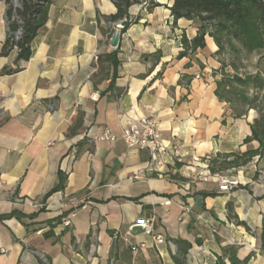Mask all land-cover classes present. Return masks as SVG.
<instances>
[{
  "label": "crops",
  "instance_id": "crops-1",
  "mask_svg": "<svg viewBox=\"0 0 264 264\" xmlns=\"http://www.w3.org/2000/svg\"><path fill=\"white\" fill-rule=\"evenodd\" d=\"M156 3L130 8L113 86V69L98 66L113 50L104 36L112 0H53L30 61L0 74V264H216L230 247L264 264V151L246 164L234 156L260 150L247 142L257 112L236 119L219 100L213 38L178 58L198 28L175 21L174 0ZM6 10L0 0V72L17 59L1 56ZM144 116L187 154L181 162L157 168L148 150L126 146V120ZM106 128L116 141L98 140ZM208 171L238 184L193 181ZM229 203L251 231L229 220ZM151 219L164 244L132 230Z\"/></svg>",
  "mask_w": 264,
  "mask_h": 264
},
{
  "label": "trees",
  "instance_id": "trees-1",
  "mask_svg": "<svg viewBox=\"0 0 264 264\" xmlns=\"http://www.w3.org/2000/svg\"><path fill=\"white\" fill-rule=\"evenodd\" d=\"M7 5L6 22L8 38L4 44L1 56H7L17 50L16 68H5L0 74L12 75L23 70L32 57V43L39 31L48 21L49 8L53 0H22L21 6H14L15 0H2ZM117 8L115 15L106 18L107 23H116L129 19V10L136 0H112ZM157 0H151L148 10L159 6ZM175 21L185 19L192 21L198 28L195 38H183V51L178 58L194 56L199 50L206 48V38H213L218 47L216 57L221 68L222 78L217 81V96L220 101L230 104L234 118H242L251 110L257 112L252 125V137L247 142L258 141L260 150L248 151L246 154L234 155L236 159L243 158L241 164H246L252 157L264 151V74L246 72L239 74L245 60L254 53L264 50V0H174L170 8ZM135 21L127 22L123 33ZM21 30L19 41H15V34ZM114 31L109 26L104 31L106 41L109 43ZM231 58L227 63L226 58ZM108 64L113 69L112 84L117 78L120 65L118 50L99 56L98 66ZM231 67L235 74L230 75L226 68ZM110 86V87H111ZM250 91L253 92L249 95ZM238 165V162L227 163L226 167ZM51 194V192L49 193ZM48 194V195H49ZM228 218L239 226L251 229L246 223L240 221L234 212L233 204L229 203ZM259 246L264 253V225L259 236ZM191 245H187L184 253ZM249 259L240 260L237 249L227 248L223 256L217 258L216 264H249ZM178 264H185L176 258Z\"/></svg>",
  "mask_w": 264,
  "mask_h": 264
},
{
  "label": "built area",
  "instance_id": "built-area-1",
  "mask_svg": "<svg viewBox=\"0 0 264 264\" xmlns=\"http://www.w3.org/2000/svg\"><path fill=\"white\" fill-rule=\"evenodd\" d=\"M21 1L22 0H15L14 6L19 8L21 6ZM139 1L142 9H148L151 0ZM132 21L133 20L130 18L124 19L116 23H110L109 26L114 31V34L120 33L122 35L127 22ZM21 35L22 31L19 30L15 34V41H19ZM121 137L126 146L130 149L148 150L152 156V164L157 168L163 167L168 162H181L183 158L187 156L179 147L166 144L162 139L158 122L152 117L144 116L139 119H127ZM98 140L103 142L116 141L117 136L112 133L109 128H106ZM196 161L199 162V160ZM206 168L209 169V165H206ZM197 180H211L218 183L223 190H230L233 186H237L238 184L236 180L228 176L222 175L221 173L213 174L210 171L206 174H199L193 179V181ZM65 224L70 225V220H66ZM138 224L145 226L143 230L144 233L152 237L157 245L165 243V238L155 233L154 220H141ZM2 251L5 252L3 249Z\"/></svg>",
  "mask_w": 264,
  "mask_h": 264
},
{
  "label": "rangeland",
  "instance_id": "rangeland-1",
  "mask_svg": "<svg viewBox=\"0 0 264 264\" xmlns=\"http://www.w3.org/2000/svg\"><path fill=\"white\" fill-rule=\"evenodd\" d=\"M231 58H226L227 63ZM221 68V64L218 68V70ZM217 71V70H216ZM258 71L264 74V50L258 53H254L251 56L248 57L247 60H245L243 66H241L240 70L238 71L239 74H244L246 72L254 73L256 74ZM226 72L230 75H234L235 72L231 67L226 68ZM222 78L221 73L219 72L217 74V81H219ZM253 92L250 91L249 95H252ZM255 111V110H254Z\"/></svg>",
  "mask_w": 264,
  "mask_h": 264
},
{
  "label": "water",
  "instance_id": "water-1",
  "mask_svg": "<svg viewBox=\"0 0 264 264\" xmlns=\"http://www.w3.org/2000/svg\"><path fill=\"white\" fill-rule=\"evenodd\" d=\"M120 39H121V34L120 33H115L111 39V47L113 48L112 52L115 53L119 47V43H120ZM202 202V199H199L197 201V205L200 206ZM145 229L144 225H140V224H136L132 230L136 231V232H140L143 231Z\"/></svg>",
  "mask_w": 264,
  "mask_h": 264
}]
</instances>
